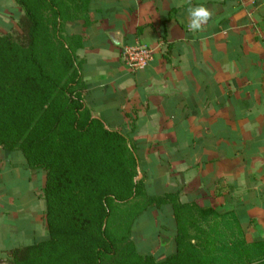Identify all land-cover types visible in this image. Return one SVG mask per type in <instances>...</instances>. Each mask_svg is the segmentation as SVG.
<instances>
[{"label": "crops", "instance_id": "crops-1", "mask_svg": "<svg viewBox=\"0 0 264 264\" xmlns=\"http://www.w3.org/2000/svg\"><path fill=\"white\" fill-rule=\"evenodd\" d=\"M199 5L214 14L193 33L187 10ZM87 15L68 32L81 38L82 98L132 138L147 195L233 212L246 243L264 245V0H88ZM136 45L152 58L130 72L123 51ZM10 157L0 151L4 264L46 232L40 176ZM153 215L172 221L168 204Z\"/></svg>", "mask_w": 264, "mask_h": 264}, {"label": "trees", "instance_id": "trees-1", "mask_svg": "<svg viewBox=\"0 0 264 264\" xmlns=\"http://www.w3.org/2000/svg\"><path fill=\"white\" fill-rule=\"evenodd\" d=\"M18 32L0 36V151L17 149L44 173L47 239L11 249L8 264H259L264 245L247 244L233 212L174 195L150 197L135 144L85 105L81 38L88 0H13ZM141 177L139 178V176ZM169 205L173 230L164 258L142 255L135 221ZM167 232V227H161Z\"/></svg>", "mask_w": 264, "mask_h": 264}, {"label": "rangeland", "instance_id": "rangeland-1", "mask_svg": "<svg viewBox=\"0 0 264 264\" xmlns=\"http://www.w3.org/2000/svg\"><path fill=\"white\" fill-rule=\"evenodd\" d=\"M10 0H0V36H5L8 35L10 33L13 32H18V27H17V20L19 18V16L21 15V11L20 9L15 5L16 9H10L9 6L10 5ZM4 152V151H3ZM6 154H9V156H11V161L16 159V158H20L22 160H24V156L23 154L18 151L17 149H12V150H6L5 151ZM36 178L40 176L41 179V188H42V193H43V189H44V183H45V179H44V173L42 170H35ZM36 187H37V182H36ZM41 193V194H42ZM151 213V211H150ZM154 217V215H153ZM168 220V219H167ZM168 223V227L169 230H166L167 232H164L161 230V227L166 226L162 223ZM172 222L166 221V218L164 217H157V218H148L145 215H143L142 217L138 218L135 223H134V227L132 230V238L134 243L136 244V247L138 249V251L140 252V254L142 255H150L152 256L154 259H158L156 253H158L159 251H161V246H163L162 248L165 250L167 248H170L169 251H171V242L169 243H165V245H161L163 243V241L160 239H155L153 237L157 238V234L160 232L161 233V237L163 238V240H167L168 242V238L169 236H171L172 234L170 233L173 230V225ZM161 224V226H160ZM168 229V228H167ZM156 233V236L154 235ZM47 239V232H45L44 234H42V241ZM155 240V241H154ZM165 254V253H164ZM164 254H162L161 256H164ZM155 259V260H156Z\"/></svg>", "mask_w": 264, "mask_h": 264}, {"label": "built area", "instance_id": "built-area-1", "mask_svg": "<svg viewBox=\"0 0 264 264\" xmlns=\"http://www.w3.org/2000/svg\"><path fill=\"white\" fill-rule=\"evenodd\" d=\"M152 58L150 48L143 45L126 47L123 51V59L126 68L130 72H138L144 70Z\"/></svg>", "mask_w": 264, "mask_h": 264}, {"label": "clouds", "instance_id": "clouds-1", "mask_svg": "<svg viewBox=\"0 0 264 264\" xmlns=\"http://www.w3.org/2000/svg\"><path fill=\"white\" fill-rule=\"evenodd\" d=\"M187 11L190 17L188 27L193 33L202 31L214 14L213 11L203 5L190 7Z\"/></svg>", "mask_w": 264, "mask_h": 264}, {"label": "water", "instance_id": "water-1", "mask_svg": "<svg viewBox=\"0 0 264 264\" xmlns=\"http://www.w3.org/2000/svg\"><path fill=\"white\" fill-rule=\"evenodd\" d=\"M110 37H111L115 42H119V37H118L117 34L112 33V34H110ZM0 264H4V262L0 260Z\"/></svg>", "mask_w": 264, "mask_h": 264}]
</instances>
